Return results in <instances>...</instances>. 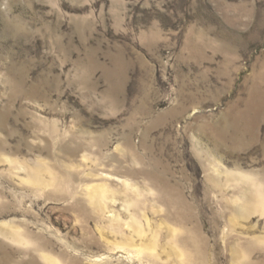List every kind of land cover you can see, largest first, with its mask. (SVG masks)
<instances>
[{
	"label": "rangeland",
	"instance_id": "374dc122",
	"mask_svg": "<svg viewBox=\"0 0 264 264\" xmlns=\"http://www.w3.org/2000/svg\"><path fill=\"white\" fill-rule=\"evenodd\" d=\"M0 264H264V0H0Z\"/></svg>",
	"mask_w": 264,
	"mask_h": 264
}]
</instances>
